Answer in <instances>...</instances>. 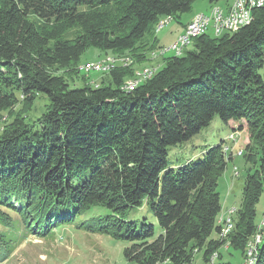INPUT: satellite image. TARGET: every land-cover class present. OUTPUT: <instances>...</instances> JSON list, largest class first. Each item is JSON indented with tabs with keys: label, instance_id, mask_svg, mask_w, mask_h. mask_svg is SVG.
I'll list each match as a JSON object with an SVG mask.
<instances>
[{
	"label": "trees",
	"instance_id": "1",
	"mask_svg": "<svg viewBox=\"0 0 264 264\" xmlns=\"http://www.w3.org/2000/svg\"><path fill=\"white\" fill-rule=\"evenodd\" d=\"M195 1L0 0L1 226L17 233L3 210L15 211L22 237L33 230L42 237L101 206L111 215L93 220L110 219V225L97 233L129 243L125 264H190L200 251L205 263L214 253L221 259L217 188L229 151L221 142L195 163L176 169L167 163L169 147L217 115L247 133L243 157L254 167L244 177L227 240L243 257L263 224L256 264H264V204L256 220L264 200V6L236 31L193 38L192 49L163 58L162 67L130 92L121 86L133 69L117 66L95 88L71 87L62 73L77 70L89 47L148 60L154 46L146 52L141 40L151 25L188 13ZM207 1L219 6L225 0ZM39 94L49 105L34 127L25 112ZM144 200L161 230L157 237L153 225L137 231L125 221L126 210ZM15 240L0 230V262Z\"/></svg>",
	"mask_w": 264,
	"mask_h": 264
},
{
	"label": "rangeland",
	"instance_id": "2",
	"mask_svg": "<svg viewBox=\"0 0 264 264\" xmlns=\"http://www.w3.org/2000/svg\"><path fill=\"white\" fill-rule=\"evenodd\" d=\"M231 2L232 0H225L219 2L218 5L223 7ZM213 6L214 5L210 4L207 0H196L188 13L174 16L173 20L157 33L155 29H153L152 24L150 30L141 40V43L145 45L146 52L151 45L154 46V51L150 50L151 52L168 47L175 41L178 31L184 23L189 21L190 18L197 13H204L209 16ZM207 35L211 38L215 37L211 28L208 29ZM190 49H192V46H188L185 51ZM149 52H147L148 60L142 61L135 59L132 54H105L102 50L89 47L81 55L77 70L62 73L73 75L71 78L68 77L69 75L65 77V80L70 83L71 87L78 88L83 85H89L95 88L98 87L102 81L107 80L108 73H85L80 67L88 62L99 61L106 55L112 56L115 59H117V57L127 58L128 66H118V68L126 70L133 69L131 70L132 75L126 79L131 80L135 79L136 73L140 71L139 69L144 67H157L159 70L163 64L162 59L167 56H173L171 52H166L157 58H151V52ZM48 105L49 100L47 96L43 94L36 96L31 109L25 112V122L28 125L34 124V127H38L35 121L47 111ZM21 107L20 104L16 105V111L21 110ZM2 124L1 122L0 126H2ZM234 126L236 125L224 124L219 116L216 115L208 126L200 129V131L189 140L169 147L167 152L168 167L170 169H176L183 164L195 163L202 160L210 148L220 145L221 142L229 147L230 150L228 154L233 153L232 159L228 162L223 175L218 180L217 190L220 195L221 204L219 217L226 214L231 208H235L236 211L232 214L233 222L241 203L244 177L249 171L252 172L254 170L253 165L247 163L243 157L245 153L244 147L248 144V135L242 133L239 137L235 136L237 139L236 146H233V142L228 140L229 135L233 133V129L236 131L240 130L239 127L237 129ZM239 133L241 132L239 131ZM239 148L243 150L242 156L236 155ZM11 204L17 209L20 207V204L15 201H11ZM263 204L264 200L262 198L256 207L257 221L261 218ZM3 211L4 214L8 216L9 221L18 224V229L17 233H13L14 230L6 229L0 225V230H8L10 237H15L16 239V243L12 247L10 255L4 261L0 262V264H125L123 249L128 247L129 243L115 238L113 234L105 235L97 233L99 227L110 225V219L99 224L93 220L98 217L104 219L111 215V212L104 207L94 206L81 217H76L70 224H61L56 228L52 227L50 229V231L52 230L50 234L42 237L39 236L38 231L35 230L29 231V233L26 232L28 235L22 237L23 233H25V229L21 227V223H19L20 218L18 214L15 211ZM124 217L125 221L136 225L137 231H140L142 224H151L155 230V237L161 233L156 219L152 214L148 200H144L141 207L127 209ZM211 238H216V234L213 233ZM218 252L221 259L218 260L217 257H215L213 264H242V262L245 261V254L241 257L240 251L230 247V243L227 248L223 245ZM190 264L209 263L204 262L203 251H200L193 255Z\"/></svg>",
	"mask_w": 264,
	"mask_h": 264
},
{
	"label": "bare ground",
	"instance_id": "3",
	"mask_svg": "<svg viewBox=\"0 0 264 264\" xmlns=\"http://www.w3.org/2000/svg\"><path fill=\"white\" fill-rule=\"evenodd\" d=\"M243 4V9L241 12H239V17H236L233 23V31H236L243 26H245L244 21H247L246 25L251 21V13L253 9L260 8L264 6V0H233L232 4L229 6L227 11H224L220 6H213L211 8V13L209 16H207L204 13H198L195 14L192 19L187 23L192 24V29H199V23H200V18L201 19V28L199 29V35H192V32H186L187 30V25L184 28L183 32L176 38L174 42H172L166 49H160L158 51L152 52L151 53V58H157L160 55H163L166 52H171L174 56L178 53V47L181 45V38L185 36V40H191L195 37L204 35L207 33L208 29L211 28L213 31V34L215 36H220L224 32H227V29H230V18L229 16H238V8L237 6H241ZM253 7V8H252ZM217 19H221V26L222 28H218L217 31L215 32V23ZM172 21V18L167 16L162 18L158 24L156 25V33L167 26L170 22ZM190 45H183L179 48V54L180 56L183 51ZM101 60H110L109 63H101V64H95L91 67H88V63L84 64L80 69L84 71L85 73L89 74L90 72H96V73H109L111 70L116 69L117 66H128V59L127 58H118L115 59L112 56H105ZM119 63V64H118ZM118 68V67H117ZM136 73L135 79L131 80H126L124 84L121 86L122 90H124L125 87L134 84V89L141 84L142 82L150 79L157 71V67H144L142 69H139ZM135 76V75H134ZM224 152L229 151V147L226 146L224 147ZM242 154V153H241ZM241 154L239 156H241ZM237 174V173H236ZM236 211L235 208H231L230 210L227 211L225 216L219 218V225L221 224V230L218 233V237L221 241L224 242L225 247L227 248L229 246V241L227 240V235L229 232L232 230V214H234ZM226 221H229V224L227 225L226 228ZM261 224V223H260ZM263 226V224H261ZM258 226V230L256 231V234L252 236L250 241L247 243L245 247V260L247 258V254L249 252V249L251 247H255V251L251 254V258L248 264H256L257 262V251H258V246L261 243L262 240V233H260L261 226ZM257 236H260L258 241H257ZM215 257H217V254L214 253L210 257L209 264H213Z\"/></svg>",
	"mask_w": 264,
	"mask_h": 264
},
{
	"label": "built area",
	"instance_id": "4",
	"mask_svg": "<svg viewBox=\"0 0 264 264\" xmlns=\"http://www.w3.org/2000/svg\"><path fill=\"white\" fill-rule=\"evenodd\" d=\"M238 8V16H229L230 18V29H227V33H230L232 30H233V23H234V20L236 19V17H239V12H241V10L243 9V4H241V6H237ZM253 8V7H252ZM201 19L200 18V23H199V29L201 28ZM248 21V19H247ZM247 21H244V24L246 26V23ZM218 28H222L221 26V19H217L216 23H215V32L217 31ZM199 29H192V24H188L187 25V30L186 32H192V35H199ZM191 44V40H185V36L183 38H181V46L183 45H190ZM178 47V53L176 54V57H178V54H179V48ZM167 47H165L164 49H166ZM110 60H99V61H95V62H90L88 64V67H91L95 64H101V63H109ZM134 90V84H131L127 87L124 88V91L126 92H130V91H133ZM240 133L239 132H233L232 134L229 135L228 137V140H230L231 142H233V146H236L237 144V139L235 138V136H238L239 137ZM241 153H243V150L239 148V150L236 152V155L239 156ZM233 154V153H232ZM232 154H228L227 157H229L230 155ZM229 224V221H226V228H227V225ZM262 226V225H261ZM260 236H257V241L259 239ZM255 251V247H251L249 249V252L247 254V258L245 261L242 262V264H248L249 261H250V258H251V254Z\"/></svg>",
	"mask_w": 264,
	"mask_h": 264
},
{
	"label": "crops",
	"instance_id": "5",
	"mask_svg": "<svg viewBox=\"0 0 264 264\" xmlns=\"http://www.w3.org/2000/svg\"><path fill=\"white\" fill-rule=\"evenodd\" d=\"M231 3H232V2H231ZM231 3L228 4V5H226V6H224V7H222L223 10H224V11H227L228 8H229V6L231 5ZM192 17H193V16H192ZM192 17L190 18V20L192 19ZM190 20H189V21H190ZM189 21H187L186 23H184V24L181 26V29L178 31L176 38H177V37L183 32L185 25H186ZM176 38H175V40H176ZM173 42H174V41H173ZM234 127L238 129V126H237V127L234 126ZM233 131H234V129H233ZM240 132H241L240 134H242V133H246L244 130H242V131H240ZM246 135H247V133H246ZM247 137H248V136H247ZM223 216H225V214H224V215H221L219 218H221V217H223ZM218 220H219V219H218Z\"/></svg>",
	"mask_w": 264,
	"mask_h": 264
}]
</instances>
